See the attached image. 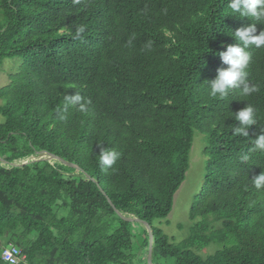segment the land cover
Instances as JSON below:
<instances>
[{"label":"trees","instance_id":"obj_1","mask_svg":"<svg viewBox=\"0 0 264 264\" xmlns=\"http://www.w3.org/2000/svg\"><path fill=\"white\" fill-rule=\"evenodd\" d=\"M227 4L0 0V69L21 58L0 87V264H10L1 256L9 244L26 255L20 264H148L147 228L108 197L152 226L153 264H264V189L252 183L264 150L251 144L264 132V48L248 49L257 92L210 95L228 67L218 53L237 43L230 29L251 23ZM81 24L83 39H73ZM76 91L88 111L70 108L61 120L65 94ZM247 104L257 123L246 137L235 134L234 112ZM195 130L208 136L206 173L190 233L176 242L155 222L173 209ZM101 143L120 154L107 171ZM44 150L81 170L47 159L12 165ZM212 244L219 249L200 254Z\"/></svg>","mask_w":264,"mask_h":264},{"label":"clouds","instance_id":"obj_2","mask_svg":"<svg viewBox=\"0 0 264 264\" xmlns=\"http://www.w3.org/2000/svg\"><path fill=\"white\" fill-rule=\"evenodd\" d=\"M79 3V0H76ZM227 9L228 15L239 16L241 18L247 17L251 23L246 27H241L232 31L228 35L235 37L236 44H230L226 51L219 52L218 55L223 62L228 65L226 68H220L215 79L210 82V95L212 97H219L226 99L229 93L235 89L240 95L248 97L259 89L255 84L247 82L246 68L251 61L249 48H264V28L259 30L257 34V24L264 25V0H228ZM227 16V15H226ZM86 31V26L81 24L75 26V31L72 32L73 39H83V34ZM151 41H149V46ZM90 101L85 100L83 95L76 91L74 95L65 94L63 98V110L60 119L66 118V113L70 108H76L82 113L88 111ZM235 120L239 121L240 126L235 127V134H243L248 136V129L257 123L254 114V108L250 104L246 107L234 112ZM253 150H264V132L257 138L251 140ZM98 155V162L103 166L104 170L110 169L119 159V153L114 148L103 147L101 143V150ZM247 160L248 157H243ZM252 183L256 189H264V171L252 179Z\"/></svg>","mask_w":264,"mask_h":264},{"label":"rangeland","instance_id":"obj_3","mask_svg":"<svg viewBox=\"0 0 264 264\" xmlns=\"http://www.w3.org/2000/svg\"><path fill=\"white\" fill-rule=\"evenodd\" d=\"M20 64L21 58L18 56L5 60L3 67L0 69V87L10 82L11 75L17 72ZM2 103L0 101V104ZM208 141L207 135L199 130H195L189 156V169L187 170L185 181L175 195L173 209L167 218L159 219L155 222L157 226L161 227L176 242H180L190 233L192 222L189 219V214L193 199L200 193L204 181L207 166V157L205 156L204 149L208 146ZM218 249V246L212 244L199 252L201 255L206 256Z\"/></svg>","mask_w":264,"mask_h":264},{"label":"water","instance_id":"obj_4","mask_svg":"<svg viewBox=\"0 0 264 264\" xmlns=\"http://www.w3.org/2000/svg\"><path fill=\"white\" fill-rule=\"evenodd\" d=\"M42 159H47L49 161L57 160V161L65 164V165H68L70 167H75V168L81 170V167L79 165L68 162L65 159H63L62 157H60L59 155L53 154V153L45 151V150L44 151H38L37 156L35 158L27 159L24 162H20V163L19 162H13L12 165H14V166L15 165H24V164H27L31 161L42 160ZM2 160L3 159L0 157V161H2ZM87 177L91 178V176L89 174H87ZM100 188H101L102 192L104 194H106V192L103 190V188L101 186H100ZM108 201L111 204V206L116 210L118 215L120 217H122L123 219L128 220V221L140 222V223L145 225V227L147 228L148 233H149V250H148L147 261H148V264H153V257L152 256H153V246H154V232H153L152 226L149 224V222H147L145 220L139 219V218L134 217V216H127L126 214L119 211L115 207V205L113 204L112 200L109 197H108Z\"/></svg>","mask_w":264,"mask_h":264},{"label":"built area","instance_id":"obj_5","mask_svg":"<svg viewBox=\"0 0 264 264\" xmlns=\"http://www.w3.org/2000/svg\"><path fill=\"white\" fill-rule=\"evenodd\" d=\"M2 259L10 264H20L26 262V255L22 249L14 244H9L3 247L1 252Z\"/></svg>","mask_w":264,"mask_h":264}]
</instances>
